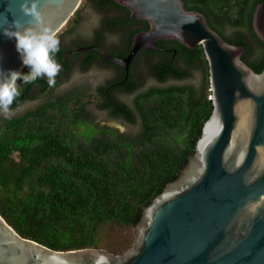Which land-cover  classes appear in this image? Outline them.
Instances as JSON below:
<instances>
[{
  "label": "trees",
  "instance_id": "obj_1",
  "mask_svg": "<svg viewBox=\"0 0 264 264\" xmlns=\"http://www.w3.org/2000/svg\"><path fill=\"white\" fill-rule=\"evenodd\" d=\"M261 1L183 0L224 41L243 45L242 60L256 73L264 69V42L251 21ZM76 18L77 13L69 22ZM227 26L230 36L224 33ZM63 52L60 47L55 57L60 65ZM178 57L198 68L199 89L190 83L150 86L137 93L133 109L103 95L49 99L0 125V216L19 236L54 251L92 248L121 255L132 247L142 210L177 178L212 111L201 46L190 51L180 45ZM28 71L24 67L22 73ZM152 75L162 82L190 73L158 63ZM58 81L59 74L54 85L46 77L28 84L17 80L20 95L11 109L37 89L49 93ZM92 99L112 117L139 124V134L131 138L91 125L80 112Z\"/></svg>",
  "mask_w": 264,
  "mask_h": 264
},
{
  "label": "water",
  "instance_id": "obj_2",
  "mask_svg": "<svg viewBox=\"0 0 264 264\" xmlns=\"http://www.w3.org/2000/svg\"><path fill=\"white\" fill-rule=\"evenodd\" d=\"M81 1L37 0V25L24 11L32 0H0V33L44 26L57 34ZM112 1L149 28L132 37L125 58L97 47L73 52L93 49L127 70L138 51L156 50L159 40L190 51L201 46L211 114L177 178L142 210L134 243L125 253L54 251L22 238L0 216V264H95L101 256L108 264H264V69L256 73L242 60L245 47L224 41L183 0ZM251 25L264 42V0L255 6ZM23 68L14 41L0 34V77Z\"/></svg>",
  "mask_w": 264,
  "mask_h": 264
},
{
  "label": "flooded vegetation",
  "instance_id": "obj_3",
  "mask_svg": "<svg viewBox=\"0 0 264 264\" xmlns=\"http://www.w3.org/2000/svg\"><path fill=\"white\" fill-rule=\"evenodd\" d=\"M89 10H92L93 13L85 18L83 14L86 11L89 13ZM75 13H77V18L70 23L71 17L56 34L60 41V47L64 50L61 71L58 73L59 80L66 77L65 69L68 74L75 67H79L82 72L86 73L93 68L112 69L115 74L106 79L104 84L96 87V94L99 97L103 95L107 99L121 102L129 108L131 107L128 106L126 100L143 91L145 81L142 79L141 69L145 65L149 67L151 79L160 84H178L185 81L193 84L191 78H193L195 68L187 67L186 61L178 57L180 44L175 41L159 40L155 43L156 50L142 49L138 51L127 70L107 61L96 50L84 49L73 52L82 48L97 47L111 56L125 58L129 52L132 37L149 28L145 21L130 19L129 10L117 5L112 0H82ZM150 53L154 54V57L148 59L147 56ZM65 54L66 57H64ZM158 63H164L169 69L175 67L188 70L190 75L181 79L168 77L161 82L152 75V69ZM134 98L132 100L133 108ZM108 120L122 125L127 123L122 118L112 117L110 114H108Z\"/></svg>",
  "mask_w": 264,
  "mask_h": 264
},
{
  "label": "clouds",
  "instance_id": "obj_4",
  "mask_svg": "<svg viewBox=\"0 0 264 264\" xmlns=\"http://www.w3.org/2000/svg\"><path fill=\"white\" fill-rule=\"evenodd\" d=\"M36 2L37 0H32V7H25L24 11L33 15L39 25L41 17L35 9ZM0 34L14 41L21 66L29 70L22 73L16 69H9L0 77V113L7 114L11 112L12 104L20 95L17 80H23L28 84L46 77L50 85L55 84V77L62 67L55 58L60 50V41L53 29L44 26H17ZM95 264H108L107 258L98 257Z\"/></svg>",
  "mask_w": 264,
  "mask_h": 264
},
{
  "label": "rangeland",
  "instance_id": "obj_5",
  "mask_svg": "<svg viewBox=\"0 0 264 264\" xmlns=\"http://www.w3.org/2000/svg\"><path fill=\"white\" fill-rule=\"evenodd\" d=\"M93 13L92 10H89V13L86 11L84 12L85 18L89 17V15ZM224 33L228 36L232 34V29L228 26L225 28ZM72 40V39H71ZM69 43V41H68ZM93 70V71H92ZM90 72H82L79 67H75L68 76L65 78L63 77L58 81V84L53 87V89L47 94H40L39 90L37 89L34 92L32 98L25 100L18 108L11 109L10 113H0V125L4 123L6 120L19 117L27 113L28 111L34 110L39 106L43 105L49 99H58V98H73L75 96H97L96 94V87L98 85L104 84L105 80L111 78L115 72L112 69H97L93 68ZM142 79L145 81L143 84V89L145 90L150 86H159L165 87L169 85H173V83H163L160 84L151 79L149 74V67L145 65L141 69ZM198 68L194 69L193 72V85L199 89L201 85V78L198 75ZM189 81H187L188 83ZM179 85L186 84L185 82L178 83ZM133 95L131 98L127 99L126 102L128 106L133 108ZM98 100L92 99L91 103H86L84 108L80 112V116L84 118L87 116V122H89L93 126H108L114 129H117L119 132L127 135L128 137L134 138L136 137L139 132V124H119L117 122H112L108 120V111L102 110L98 107ZM81 119V118H80ZM133 233V232H132ZM133 245V244H132ZM129 250V249H128ZM106 251V250H105Z\"/></svg>",
  "mask_w": 264,
  "mask_h": 264
}]
</instances>
